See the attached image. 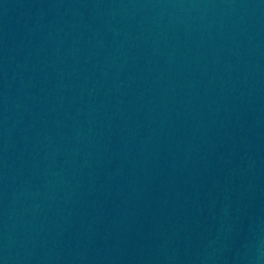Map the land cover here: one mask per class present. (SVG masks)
I'll return each mask as SVG.
<instances>
[{
	"label": "water",
	"instance_id": "95a60500",
	"mask_svg": "<svg viewBox=\"0 0 264 264\" xmlns=\"http://www.w3.org/2000/svg\"><path fill=\"white\" fill-rule=\"evenodd\" d=\"M0 264H264V0H0Z\"/></svg>",
	"mask_w": 264,
	"mask_h": 264
}]
</instances>
